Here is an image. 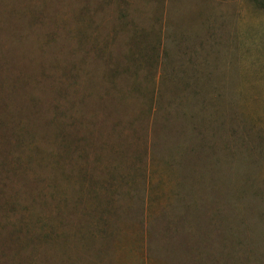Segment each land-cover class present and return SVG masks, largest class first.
<instances>
[{
  "label": "rangeland",
  "instance_id": "1",
  "mask_svg": "<svg viewBox=\"0 0 264 264\" xmlns=\"http://www.w3.org/2000/svg\"><path fill=\"white\" fill-rule=\"evenodd\" d=\"M0 264H264V0H0Z\"/></svg>",
  "mask_w": 264,
  "mask_h": 264
}]
</instances>
